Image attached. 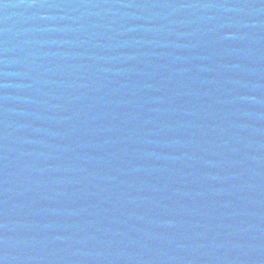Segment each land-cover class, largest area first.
Masks as SVG:
<instances>
[{
	"label": "water",
	"instance_id": "95a60500",
	"mask_svg": "<svg viewBox=\"0 0 264 264\" xmlns=\"http://www.w3.org/2000/svg\"><path fill=\"white\" fill-rule=\"evenodd\" d=\"M2 264H264V0H0Z\"/></svg>",
	"mask_w": 264,
	"mask_h": 264
},
{
	"label": "snow or ice",
	"instance_id": "6c2138e0",
	"mask_svg": "<svg viewBox=\"0 0 264 264\" xmlns=\"http://www.w3.org/2000/svg\"><path fill=\"white\" fill-rule=\"evenodd\" d=\"M0 264H2V261H0Z\"/></svg>",
	"mask_w": 264,
	"mask_h": 264
}]
</instances>
